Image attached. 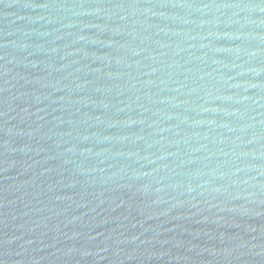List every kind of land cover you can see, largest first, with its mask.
Wrapping results in <instances>:
<instances>
[{
	"label": "water",
	"instance_id": "95a60500",
	"mask_svg": "<svg viewBox=\"0 0 264 264\" xmlns=\"http://www.w3.org/2000/svg\"><path fill=\"white\" fill-rule=\"evenodd\" d=\"M0 264H264V0H0Z\"/></svg>",
	"mask_w": 264,
	"mask_h": 264
}]
</instances>
